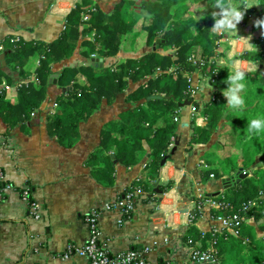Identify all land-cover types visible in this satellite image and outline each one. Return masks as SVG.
<instances>
[{
	"label": "trees",
	"instance_id": "obj_1",
	"mask_svg": "<svg viewBox=\"0 0 264 264\" xmlns=\"http://www.w3.org/2000/svg\"><path fill=\"white\" fill-rule=\"evenodd\" d=\"M216 2L118 0L107 10L87 0L67 13L64 29L50 42L5 36L0 40V53H6L8 68L22 81L16 89V102L5 100L4 91L0 92V116L6 130L23 124L46 100L49 79L57 73L56 84L63 92L46 125L51 136L71 147L78 138L80 123L87 121L102 103L121 99L125 107L104 126L87 164L96 182L112 186L117 166L134 167L148 152L142 173L118 196V201L134 192L146 193V201L158 200L160 194L154 183L170 151L172 137L176 138L178 123L174 117L181 103L192 100L189 80L194 73L212 78L210 97L202 104L192 102L205 122L202 126L191 122L188 145L192 148L204 144L208 148L202 156L207 165L200 168L202 182L211 174L223 180L222 192L206 195L219 204L210 209L211 216L238 215L242 221L236 233L203 231L195 225L200 215L195 209L193 222L183 237L191 245L214 254L218 264H264V130L256 133L248 127L253 119H264V35L253 41L252 49L236 56L259 63L261 68L259 72L244 73L246 89L240 94L245 98V108L231 111L222 92L233 70L218 62L217 50L223 43L220 38L225 35L220 34L219 27H213L211 14L216 11ZM257 2L261 6L248 9L241 21L246 24L252 19L254 28L253 21L264 16V0ZM128 4L136 5L143 13L131 17L124 11ZM131 35L136 37V50L152 48L157 39L163 41L157 49L139 57L119 58L110 66L63 64L75 53L87 59L116 56L124 38ZM2 77L11 83L0 69ZM243 172L245 176H241ZM7 185L0 180V200L5 197ZM171 186L169 181L159 190L165 192ZM15 189L22 194L23 189ZM32 193L30 187L31 200ZM258 233L263 235L259 237ZM244 249L248 257H244Z\"/></svg>",
	"mask_w": 264,
	"mask_h": 264
},
{
	"label": "crops",
	"instance_id": "obj_2",
	"mask_svg": "<svg viewBox=\"0 0 264 264\" xmlns=\"http://www.w3.org/2000/svg\"><path fill=\"white\" fill-rule=\"evenodd\" d=\"M86 1L0 0V40L7 35H17L26 41L50 42L64 29L67 13L76 4ZM90 1L110 10L118 0ZM223 30L229 41H223L219 46L218 62L232 70L259 72L260 64L236 58L241 52L253 48V41L259 38L258 32L243 23L237 24V32ZM248 36H251L249 42L244 38ZM88 37L92 38L93 34ZM127 38H124L116 56L104 58L97 55L94 58L103 59L102 67L110 66L119 58L139 57L152 49L136 50L133 37ZM4 62L0 69L11 78V83L4 77L0 78V92L4 91V99L14 103L22 78L8 68L5 57ZM90 63L91 58L75 53L63 64L78 66ZM204 77L194 73L190 81L191 86H200L202 102L212 92L211 84ZM205 85L211 89L202 88ZM62 92L56 83H50L48 96L40 108L23 124L12 129L6 130L0 116V172L3 174L0 180L12 185V188L4 189L5 197L0 200V264H88L86 258L77 255L63 259L66 245L87 242L90 229L85 216L88 211L104 203L118 201V196L142 173L149 155L147 152L134 167L117 166L112 186L96 182L87 164L88 157L94 153L104 126L115 119L125 105L121 99L112 104L102 103L87 121L80 123L78 138L72 146L65 147L48 133L46 125ZM176 116L179 117L176 139L154 183L156 189L169 181L172 186L158 200L146 201V193L138 197L131 217L122 222L117 205L103 211L98 218L99 239L107 242L111 253L147 248V257L152 261L185 262L189 245L183 236L194 219L191 201L197 189L203 190L205 195L223 191L221 179L210 177L202 182L200 168L205 163L202 156L207 146L198 144L189 148L188 145L191 122L202 126L204 117L198 109L194 110L193 104L181 107ZM144 148L147 150L146 143ZM25 187L33 189V201L40 209L39 219L31 215L22 194L15 189ZM194 222L203 231L215 225L206 214L203 217L199 215Z\"/></svg>",
	"mask_w": 264,
	"mask_h": 264
},
{
	"label": "built area",
	"instance_id": "obj_3",
	"mask_svg": "<svg viewBox=\"0 0 264 264\" xmlns=\"http://www.w3.org/2000/svg\"><path fill=\"white\" fill-rule=\"evenodd\" d=\"M210 84L212 78L204 77ZM191 81V78L190 80ZM202 87V86H201ZM201 88L200 86H191L189 89V96L191 97V103L196 101L202 104V97H200ZM194 110L196 107H194ZM174 121L178 122L179 117L175 116ZM175 137H172V142L170 147L173 146ZM203 166H206L205 163ZM210 177H213L211 174ZM0 179H3V174L0 172ZM9 185L7 186V188ZM143 192H134L126 194L125 198L116 201L114 203H104L101 207H94L90 209L85 216L86 223L90 229L89 239L84 244L68 243L66 245L65 251L62 254L63 259H68L70 255H77L84 257L88 260V264H204L206 262H216L218 263L217 258L208 250H201L198 247L191 245V242L188 241L189 253L188 258L185 262L178 260H165V261H152L147 257V248L144 250L136 249H127L121 252L111 253L108 250L107 242L99 239V228H98V218L101 213L105 210H109L116 205L120 209L121 218L120 221H124L123 217L128 219L131 217L132 212L135 208L136 199L142 197ZM193 201H191V206L193 211L196 209L200 213V217H203L206 214V217H210L215 225L211 228L214 231L220 232L223 230H228L233 233H236L235 228L240 226L242 219L238 215H232L229 217H218L213 218L210 215V209L213 207L219 206V204L213 199L208 198L203 190L197 189L194 195ZM22 198L26 201L30 208L31 215L35 219L40 218V209L39 206L29 198L28 196V187H25L22 191ZM245 210V209H244Z\"/></svg>",
	"mask_w": 264,
	"mask_h": 264
},
{
	"label": "clouds",
	"instance_id": "obj_4",
	"mask_svg": "<svg viewBox=\"0 0 264 264\" xmlns=\"http://www.w3.org/2000/svg\"><path fill=\"white\" fill-rule=\"evenodd\" d=\"M254 6H261L257 0H217L213 7L216 9L211 16L214 19L213 27H219L225 30L231 29L237 32V24L241 22L248 9ZM255 27L261 29V34L264 35V16L253 21ZM248 42L251 36L244 37ZM251 47L252 44L249 43ZM243 70H233L228 79V87L223 90L222 95L227 98L229 110L235 111L239 107L245 108V98L240 93L246 89V79ZM202 88H209L211 86L205 85ZM250 131L259 133L264 130V119H253L248 125Z\"/></svg>",
	"mask_w": 264,
	"mask_h": 264
},
{
	"label": "rangeland",
	"instance_id": "obj_5",
	"mask_svg": "<svg viewBox=\"0 0 264 264\" xmlns=\"http://www.w3.org/2000/svg\"><path fill=\"white\" fill-rule=\"evenodd\" d=\"M255 7V6H254ZM258 7V6H257ZM260 7V6H259ZM124 11L126 12V13H128V14H131V17H136V16H138V15H140V13H141V10L136 6V5H130V4H128V5H126L125 6V8H124ZM254 16V14L253 15H249V17H253ZM128 18H130V15H129V17ZM252 19H250V21L248 22V23H246L248 26H249V28H252L253 29V31H256V32H258V34H259V38L258 39H260V38H262V34H261V29L260 28H258V27H256V28H254L253 27V25H252ZM240 24H242V22H239ZM244 25H246L245 23H243ZM220 34L221 35H225V31L222 29V28H220ZM133 38V41L135 42V40H136V37H134L133 35H131ZM127 37H130V36H127ZM126 37V38H127ZM128 39V38H127ZM135 39V40H134ZM220 40H222V41H229V39L227 38V37H221L220 38ZM259 64V63H258ZM263 64H264V62H263ZM228 153H230V151L228 150ZM244 173V172H243ZM229 180H231V181H234L235 180V178H232V179H230V178H228V181ZM211 214V213H210ZM259 235V237H261V235H263L262 233H258L257 234V236ZM243 255H244V257H248L247 255H248V252H247V250L246 249H244L243 250ZM249 259V258H248ZM261 261H264V259H262Z\"/></svg>",
	"mask_w": 264,
	"mask_h": 264
},
{
	"label": "water",
	"instance_id": "obj_6",
	"mask_svg": "<svg viewBox=\"0 0 264 264\" xmlns=\"http://www.w3.org/2000/svg\"><path fill=\"white\" fill-rule=\"evenodd\" d=\"M161 41H163V40L157 39V40L155 41V46L152 47L153 50L158 48V44H159ZM5 54H6V53H2V54H0V66H1V64H3V65L5 64V62H4ZM102 60H103V59H101V58H91V64L94 65V66L102 67ZM56 78H57V74H55V73L52 74L51 77H50V79H49V82L55 84V83H56ZM191 104H192L191 101L187 100V101L181 103L180 106H181V107H184V106H188V105H191ZM173 148H174V147H173ZM166 158H167V157H165V158L163 159L162 164H164ZM245 175H246V173L241 174V176H245ZM157 192L160 194V199H161V197H162V195H163V192L160 191L159 189H157ZM192 212H193V211H192Z\"/></svg>",
	"mask_w": 264,
	"mask_h": 264
}]
</instances>
